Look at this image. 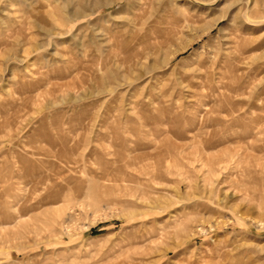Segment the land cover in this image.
<instances>
[{
	"label": "rangeland",
	"instance_id": "obj_1",
	"mask_svg": "<svg viewBox=\"0 0 264 264\" xmlns=\"http://www.w3.org/2000/svg\"><path fill=\"white\" fill-rule=\"evenodd\" d=\"M98 1L0 0V264H264V0Z\"/></svg>",
	"mask_w": 264,
	"mask_h": 264
},
{
	"label": "bare ground",
	"instance_id": "obj_2",
	"mask_svg": "<svg viewBox=\"0 0 264 264\" xmlns=\"http://www.w3.org/2000/svg\"><path fill=\"white\" fill-rule=\"evenodd\" d=\"M105 2H107V1H104L103 2V0L102 1H98L97 3V7H99V6H101V5H103ZM251 10V9H250ZM69 15H70V19H69V21H75L77 18H80V17H82L83 16V13H77V14H75V16L73 15V14H71V13H69ZM225 18V16H222V17H220L219 19H224ZM219 22V21H218ZM248 134V133H247ZM262 135H264V131L263 130H259L258 129V132H257V136H258V138H261L262 137ZM253 136V135H252ZM261 136V137H260ZM244 138V137H243ZM251 140V139H250Z\"/></svg>",
	"mask_w": 264,
	"mask_h": 264
}]
</instances>
